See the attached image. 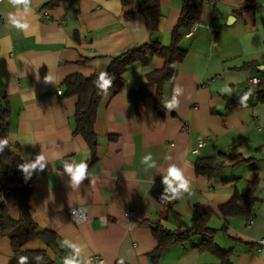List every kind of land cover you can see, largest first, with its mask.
<instances>
[{
	"label": "crops",
	"instance_id": "0c3cea01",
	"mask_svg": "<svg viewBox=\"0 0 264 264\" xmlns=\"http://www.w3.org/2000/svg\"><path fill=\"white\" fill-rule=\"evenodd\" d=\"M50 1L30 0L28 11L9 0L0 2V92L10 109L7 139L26 165L44 157L28 170V204L37 227L58 237L60 259L47 249L50 258H74L78 264H216L211 252L194 246L201 240L197 234L170 246L156 260L148 256L156 247L151 231L155 223L185 229L210 208L207 227L218 230L214 242L220 249L231 250V264H264V103L250 94L228 108L244 92L257 90L248 83L250 77L264 85V0H198L200 18L182 34L184 57L172 81L162 87V109L154 108V85L147 88L138 113L127 100L128 92L142 87L149 70L162 68L163 59L152 56L148 66H130L122 83L100 101L93 163L86 142L73 134L76 98L57 91L63 93L61 84L68 76L104 73L110 59L126 50L152 42L168 46L182 0H159L162 18L154 35L136 5L122 8L119 0H52L47 5ZM9 13L28 28L13 27ZM125 13L132 18L125 20ZM197 23L203 26L193 30ZM174 90L178 103L169 111ZM199 140L205 144L193 154ZM148 153L152 159L142 163ZM200 158H211L218 167L211 176L195 172ZM63 160L73 166L82 160L88 164L78 186L63 169ZM172 166L189 186L175 199L164 183ZM252 184L251 216L223 218L218 208L246 194ZM161 190L178 217L158 204ZM77 206H85L88 215L79 225L66 213ZM127 210L133 212L131 225L124 216ZM9 215L17 220L20 211L11 208ZM70 244L79 247L78 256ZM12 261L11 241L0 235V264Z\"/></svg>",
	"mask_w": 264,
	"mask_h": 264
},
{
	"label": "trees",
	"instance_id": "16d2710c",
	"mask_svg": "<svg viewBox=\"0 0 264 264\" xmlns=\"http://www.w3.org/2000/svg\"><path fill=\"white\" fill-rule=\"evenodd\" d=\"M122 8L136 5L138 13L144 19V25L150 35L157 33L162 18L159 0H119ZM50 1L47 5L52 4ZM246 6L241 8L243 10ZM202 2L198 0H182L181 11L176 25L170 34V44L163 46L157 42L144 44L136 48L126 50L122 54L112 57L105 70V79L110 81L107 89L101 87L100 74L85 77L80 74L68 76L61 84L64 97H75L74 135H79L86 142L90 152L91 163L96 161L97 136L93 125L100 101L104 95L119 86L124 74L133 64L148 66L149 58L156 56L163 59L161 69H152L145 74V82L139 90L128 92L127 100L138 113L139 107L144 103L146 90L150 86L156 87L153 97L154 108L162 109V87L164 83L172 81L176 64L181 62L184 51L179 48L182 34L189 31L192 25L200 18ZM132 14L125 13L124 19L130 20ZM250 63L246 67H252ZM250 94L257 97V101L264 103V85L257 84V90L253 93L244 92L237 100L229 102L228 108L239 106L245 96ZM10 109L7 99L0 92V141L7 143L0 151V235L11 241L13 261L11 264H20V257H27L24 264H65L60 259L62 251L59 249L57 235L46 229H39L32 220V211L29 207V198L32 192V181L28 172L23 171L21 165H26L18 151L9 144L8 119ZM197 174L211 176L218 168L211 158H200L195 162ZM254 185L244 195H236L229 202L220 206L218 212L225 218L232 215H243L249 218L252 214L254 203ZM158 204L168 214L178 217L172 211V201L169 195L161 190L157 196ZM17 207L20 211L19 218L13 220L9 215L11 208ZM212 214L210 208L199 212L185 229L169 230L155 223L152 226V236L156 241L155 249L148 255L153 261L170 246L176 243L189 241L193 234L201 236L198 244L194 245L199 250L211 252L218 260L216 264H231V250H222L214 242L218 230L207 227V220ZM223 226L221 231H224ZM28 244H41L43 248H30ZM47 249L55 250L57 258L52 259Z\"/></svg>",
	"mask_w": 264,
	"mask_h": 264
},
{
	"label": "clouds",
	"instance_id": "9594fccd",
	"mask_svg": "<svg viewBox=\"0 0 264 264\" xmlns=\"http://www.w3.org/2000/svg\"><path fill=\"white\" fill-rule=\"evenodd\" d=\"M9 3L13 6L16 7L18 5H24L25 11H28V6L30 4V0H9ZM8 21L11 23V25L19 30H26L28 28L27 23L22 22V18L18 17L15 13H9L7 17ZM105 73H101L99 76V81H102V84L100 85L101 87L107 89V87L110 84L109 80H106L105 78ZM177 90H174V96H173V101L169 104L166 105L167 109L169 111L172 110L173 107L178 103L176 101L175 96H176ZM247 96L243 98V100H246ZM242 100V102H243ZM7 143L6 140L0 141V151L3 150V146ZM152 159V154L148 153L145 156L141 158L142 163H146L147 161ZM44 160L43 155L37 157V160L35 163L31 165H21V168L23 171L28 172L29 168H35L37 164H40V162ZM150 167H154L155 164L149 165ZM43 165L41 164V168ZM87 168L88 164L82 160L79 164L73 166V165H65V171L71 176L72 184L74 186H78L80 182L85 178L87 174ZM174 182H179L178 186L174 187L173 184ZM164 183L168 185V188L170 191L173 193L172 199H175L177 194L183 190V191H189V186L187 182H185L182 178V174L179 169H177L175 166H172L168 170V177L164 178ZM65 243H68L67 241ZM70 247H72L75 250V254L78 256L80 249L77 245L75 244H70ZM27 259V257H20V264H24V261ZM65 264H78V262L73 258V259H65Z\"/></svg>",
	"mask_w": 264,
	"mask_h": 264
},
{
	"label": "built area",
	"instance_id": "2783aa9c",
	"mask_svg": "<svg viewBox=\"0 0 264 264\" xmlns=\"http://www.w3.org/2000/svg\"><path fill=\"white\" fill-rule=\"evenodd\" d=\"M1 1H2V0H0V2H1ZM199 26L202 27L203 25L197 23V24H195V25L193 26L192 29L195 30V29H196L197 27H199ZM248 83L251 84V85H257V84L259 83V80H258L257 77L252 76V77H250V78L248 79ZM57 94H58V95H61L62 92H61L60 90H58V91H57ZM204 144H205V143H204V140H199L198 143H197V147H196V149H194V150L192 151V153H193V154H197L198 151H199L200 149L203 148ZM65 165H73V164H72L71 161H69V160H63V161H62V167H63V169H65ZM262 172H264V168H262ZM66 213H67L69 219L71 220V222H73V223L76 224V225H79V224H81V223L87 221V218H88V215H87V208H86L85 206H77V207L70 208V209L66 210ZM124 216L128 219V224L131 225V224H132V219H133V212L127 210V211L124 213ZM103 222H104V221H103ZM249 223H251V220L249 221ZM94 260H95L97 263L99 262L98 258H96V257L94 258Z\"/></svg>",
	"mask_w": 264,
	"mask_h": 264
},
{
	"label": "water",
	"instance_id": "95a60500",
	"mask_svg": "<svg viewBox=\"0 0 264 264\" xmlns=\"http://www.w3.org/2000/svg\"><path fill=\"white\" fill-rule=\"evenodd\" d=\"M230 20H232V18H230L228 21H230ZM260 69H261V70H264V67H261Z\"/></svg>",
	"mask_w": 264,
	"mask_h": 264
}]
</instances>
